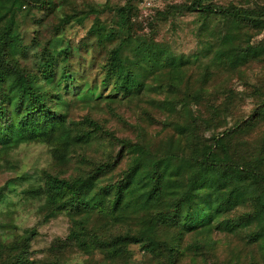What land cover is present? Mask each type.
<instances>
[{
	"label": "rangeland",
	"instance_id": "1",
	"mask_svg": "<svg viewBox=\"0 0 264 264\" xmlns=\"http://www.w3.org/2000/svg\"><path fill=\"white\" fill-rule=\"evenodd\" d=\"M193 1L51 0L52 10L45 11H39L34 3L25 5L16 13L15 29L20 32L24 45H30L33 39L36 44L21 60L31 68L36 66L40 51L47 45L57 52L79 46L82 62L79 63L77 57L74 62L83 77L75 85L80 87L84 82L87 88L96 87V93L83 99L70 97L64 108L68 120L80 122L89 117L111 132L116 140L140 141L154 155H165L184 147L185 139L177 143L175 127L178 125L190 128L191 122L192 125L197 122L196 135L202 140L222 138L238 123L247 121L262 100L264 60L249 58L230 69L216 63L215 55L227 39L231 48L249 43L258 46L264 42V28L255 31L232 19L206 18L199 12L187 10L167 14L165 18L158 16L170 11L172 5L189 6ZM206 3L245 9L264 7V0H206ZM121 8L131 15L135 36L152 39L169 55L190 61L181 90L190 94L199 90L206 93L196 95L201 101H192L188 112L183 110L179 100L173 114L157 109L151 104L152 99L161 100L164 95L155 93L125 101L121 93L115 96L112 86L102 84L104 74L100 65L105 52L102 48H94V40L92 36L87 38V32L100 21L116 35L114 43L108 44L109 48L119 45L120 39L128 35L127 28L121 24ZM94 12L100 13L97 16ZM67 17H72V21L61 28L57 39H52L55 29L61 27ZM83 17H86L84 21ZM9 19L10 15L0 21V28ZM131 55L128 48L122 50L123 57ZM207 67L212 74L202 81ZM181 96L183 94L179 93L178 97ZM112 97L117 99L109 103L106 99ZM168 123L175 125L170 127ZM231 137L225 144L230 156L264 173V118ZM80 146L73 152L71 149L66 160L55 157L54 147L43 142L26 143L12 149L0 147V264H9L19 256L27 258L30 264H165L163 256L147 251L141 244L126 247L122 256L113 259L103 248L91 246L86 251L70 239L72 233H78L92 243L95 238L106 241L118 235L148 230L167 245L179 247L181 256L177 264H264V218L258 214L263 185L259 183H234L221 195L213 194V198H218L219 203L229 209L218 221L240 224L234 232L215 228L211 233L185 232L181 240L177 231L156 224L154 213L120 225H114L104 212L68 210L54 213L44 195L33 193L40 191L47 175L71 179L102 163L119 161L121 147L117 142L100 138ZM128 163L129 159L124 158L117 168L107 172L99 185L121 176ZM187 177L185 173L177 182L180 184L182 178ZM235 184H239L241 191L238 198L228 196Z\"/></svg>",
	"mask_w": 264,
	"mask_h": 264
},
{
	"label": "trees",
	"instance_id": "2",
	"mask_svg": "<svg viewBox=\"0 0 264 264\" xmlns=\"http://www.w3.org/2000/svg\"><path fill=\"white\" fill-rule=\"evenodd\" d=\"M32 3L36 4L34 6L39 11L48 8L52 10L53 6L51 0H0V21L10 15L6 25L0 28L1 149L43 142L54 147L55 157L66 160L71 149L73 152L74 148L81 147L80 144H90L100 138L117 142L121 147L117 158L119 161L102 163L84 175L71 179L47 175L40 191L33 193L44 195L54 213L68 210L104 212L114 225L126 221L135 222L154 213L155 223L177 231L179 240L185 232L211 233L214 228L234 232L240 224H232L227 220L218 221L229 209L224 207V203H219L218 198H213V194L221 195L234 183L254 182L263 185L258 214L264 218V173L234 160L225 145L232 138L231 134H239L264 118V92L250 118L238 123L222 138L202 140L196 135V128L199 126L197 122L194 125L191 122L190 128L178 125L175 127L177 143L180 144L185 139L184 147L180 151L154 155L140 141L116 140L111 132L89 117L80 122L68 120L64 108L68 106L67 100L70 97L83 99L88 94L96 93V87L87 88L84 82L80 87L75 85L83 77L75 63L76 57L79 63L82 62L79 46H70L57 52L47 45L40 51L35 67L29 68L23 64L21 58L28 49L35 47L36 40L33 39L30 45H24L20 32L15 29V16L19 9L25 5L31 6ZM184 10L199 12L206 18L221 16L232 19L236 24L255 31L264 28V7L259 6L251 9L223 7L208 4L206 0H194L189 6L172 5L170 11L167 10L168 13H159L158 16L165 18L167 14ZM94 13L98 16L100 12ZM119 14L128 35L120 39L116 47L109 48L108 44L114 43L116 35L109 32L100 21L95 22L87 32V38L92 36L94 40V48H102L105 52L100 65L104 74L102 84L112 86L115 96L121 93L125 101L155 93L164 95L161 100L152 99L151 104L157 109L173 114L179 100L183 110L188 112L192 101H201L196 95L205 92L199 90L198 93L190 94L187 90H181L190 61L169 55L152 39L135 36L130 13L127 14V9L121 8ZM71 21L72 17L63 20L61 27L55 29L52 39H57L61 28H65L64 25ZM228 42V39L224 41L222 49L215 55V62L219 65L235 69L240 62L249 58L264 60V42L258 46L249 43L244 47L233 48ZM127 48L132 55L123 57L122 50ZM211 74L207 67L202 81H206ZM151 79L153 81L149 83ZM179 93L183 96L178 97ZM98 97L99 95L96 96L97 99ZM115 99L117 97L106 100L110 103ZM174 125L167 124L170 127ZM124 158H128L129 163L121 176L108 184L99 185L107 172L117 168ZM185 173L188 177L182 178L179 184L178 178L185 177ZM234 186V191L229 192L228 196L238 198L241 196L239 184ZM216 222L218 224L215 226ZM70 239L86 251L91 246L103 248L113 259L122 256L126 247L138 244L157 256H163L165 264H177L181 256L177 245H167L150 230L138 234L126 233L106 241L95 238L92 243H88L78 233H72ZM9 264L30 263L27 258L19 256Z\"/></svg>",
	"mask_w": 264,
	"mask_h": 264
}]
</instances>
